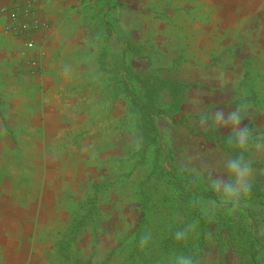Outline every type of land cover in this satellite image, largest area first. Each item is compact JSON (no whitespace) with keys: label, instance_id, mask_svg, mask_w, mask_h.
I'll return each instance as SVG.
<instances>
[{"label":"rangeland","instance_id":"374dc122","mask_svg":"<svg viewBox=\"0 0 264 264\" xmlns=\"http://www.w3.org/2000/svg\"><path fill=\"white\" fill-rule=\"evenodd\" d=\"M33 1L50 34L42 66L30 74L21 56L26 51L4 31L9 0H0V199L30 205L39 197L40 175L53 174L44 181L59 184L64 196L52 221L57 236L72 215L71 193H86L90 182L105 183L123 171L121 157L138 146L122 119L124 98L111 93L124 44L139 48L126 53L123 66L142 96L169 103L167 82L180 83L179 109L156 116L172 167L192 171L207 186L214 176L226 178L228 159L243 156L251 185L264 196V0ZM45 106L54 113L47 123ZM218 109L241 111L246 148L213 119ZM131 188L116 180L100 189L101 221L72 246L84 262L99 264L135 228L140 214ZM240 199L260 222L264 205L248 193ZM253 232L264 243V220ZM215 244L209 241L201 264H237L232 247L219 256Z\"/></svg>","mask_w":264,"mask_h":264},{"label":"trees","instance_id":"16d2710c","mask_svg":"<svg viewBox=\"0 0 264 264\" xmlns=\"http://www.w3.org/2000/svg\"><path fill=\"white\" fill-rule=\"evenodd\" d=\"M102 11L105 14V10ZM103 24L108 36H114L108 23L104 21ZM128 51L139 54L136 46L124 44L121 47L118 64L112 69L111 93L124 98L126 115L122 119L133 130L138 146L132 155L121 157L123 171L112 179L105 183L92 181L86 193L70 194L68 201L72 208L68 211L72 215L66 230L58 231L56 236L55 260L60 264H93L90 260L84 262L72 246L86 227L96 228L101 221L104 211L96 201L100 189L104 187L105 190L114 181L123 180L134 190L132 194L137 199L140 216L133 231L119 237L99 264H174L180 254H195L202 261L209 241L213 240L219 256L232 247L237 264H264V243L253 232L264 217L254 222L253 211L242 204V199L236 202L222 199L211 185L206 186L192 171L174 169L161 146L156 116L171 117L179 109L180 83L167 82L169 103H158L157 99L142 96L132 87L123 66ZM161 83L159 80L158 86ZM117 127L121 128L120 122ZM119 128L117 131L123 133ZM142 166L145 167L141 170ZM248 195L253 202L264 205V196L256 185H251ZM246 217H250V223L245 222ZM178 231H186L185 238L177 240ZM145 236L148 243L142 244Z\"/></svg>","mask_w":264,"mask_h":264},{"label":"crops","instance_id":"0c3cea01","mask_svg":"<svg viewBox=\"0 0 264 264\" xmlns=\"http://www.w3.org/2000/svg\"><path fill=\"white\" fill-rule=\"evenodd\" d=\"M49 34L50 29L42 35L45 47ZM46 108L43 110L45 123L54 117L50 108ZM51 175H40L37 185L41 191L30 205L0 199V264H60L55 260L56 235L52 234V221L64 196L59 184L44 181Z\"/></svg>","mask_w":264,"mask_h":264},{"label":"clouds","instance_id":"9594fccd","mask_svg":"<svg viewBox=\"0 0 264 264\" xmlns=\"http://www.w3.org/2000/svg\"><path fill=\"white\" fill-rule=\"evenodd\" d=\"M213 119L230 127L232 140L241 149L246 148L250 141L249 133L242 127L245 117L239 109L226 113L223 109L215 111ZM223 177L217 175L212 178V188L222 198L236 202L241 195L247 194L251 189L250 177L251 167L243 156H236L226 161ZM186 231H178L175 234L177 240H182ZM142 244L148 243V237L141 240ZM174 264H201V260L195 254H180L176 257Z\"/></svg>","mask_w":264,"mask_h":264},{"label":"built area","instance_id":"2783aa9c","mask_svg":"<svg viewBox=\"0 0 264 264\" xmlns=\"http://www.w3.org/2000/svg\"><path fill=\"white\" fill-rule=\"evenodd\" d=\"M5 7L8 14L4 31L26 51L21 55L25 67L30 74H35L46 54L42 35L48 31V22L33 0H9Z\"/></svg>","mask_w":264,"mask_h":264}]
</instances>
